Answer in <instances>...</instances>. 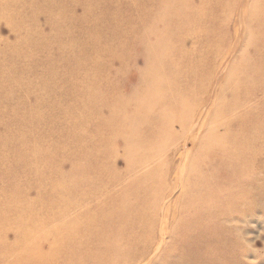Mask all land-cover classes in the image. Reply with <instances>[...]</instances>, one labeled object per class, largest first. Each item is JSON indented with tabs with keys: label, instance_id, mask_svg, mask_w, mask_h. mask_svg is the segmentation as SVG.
<instances>
[{
	"label": "rangeland",
	"instance_id": "obj_1",
	"mask_svg": "<svg viewBox=\"0 0 264 264\" xmlns=\"http://www.w3.org/2000/svg\"><path fill=\"white\" fill-rule=\"evenodd\" d=\"M13 258L264 264V0H0Z\"/></svg>",
	"mask_w": 264,
	"mask_h": 264
},
{
	"label": "bare ground",
	"instance_id": "obj_2",
	"mask_svg": "<svg viewBox=\"0 0 264 264\" xmlns=\"http://www.w3.org/2000/svg\"><path fill=\"white\" fill-rule=\"evenodd\" d=\"M162 19V18H161ZM58 29L59 30H62L60 27H59V25H58ZM91 36H93V34H91ZM255 36V35H254ZM92 38V37H91ZM46 76L47 77H49V78H51V79H55V73H54V71H47V73H46ZM7 80L6 81H8L9 79H11L10 77H7L6 78ZM5 81V82H6ZM39 144H40V142H39ZM38 144V145H39ZM38 145H35V146H37L38 147ZM9 172V171H8ZM210 187H212V191L211 192H209V189H208V194H210V193H212V192H218L217 194H224L222 191H220L221 189L219 188V186L217 185V183L215 182V181H213L212 182V184L211 185H209ZM7 193L9 194V195H12L11 193H10V191H7ZM215 198V197H214ZM110 206H112L111 204H109ZM108 213V212H107ZM112 214H113V211H112V208H110V210H109V215L110 216H112ZM96 224H98V223H91V227H95L96 226ZM67 227V226H66ZM66 227H64V228H66ZM63 228H61V230H62ZM203 232H205L204 234H201L200 235V237H199V240H200V242H199V248H201V249H205V250H207L208 252H210V254H211V256H212V258L208 261V262H210V263H212L213 262V260H214V257H217L218 256V253L217 252H222V251H224V248L226 247V246H224V244L226 243V242H229L228 241V238L227 237H225L224 235H222L217 229H215V230H212V231H210L209 232V234H207V229H203V231L201 232V233H203ZM227 238V239H226ZM214 246H216L215 248H213ZM194 247L196 248L197 247V245H196V243L194 244ZM108 249H109V247H108ZM120 252H126V250H123V249H121V251ZM239 253H240V255H244V252H242V251H239ZM214 256V257H213ZM236 258H237V254H236ZM15 261V258H13V259H7L6 260V262L4 263L3 262V264H11L12 262H14ZM226 263H230V264H235V261H233L232 259H230V260H228V261H226ZM13 264H16V262H14Z\"/></svg>",
	"mask_w": 264,
	"mask_h": 264
}]
</instances>
